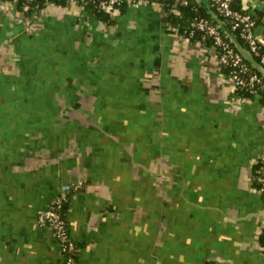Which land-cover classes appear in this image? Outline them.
<instances>
[{"label":"crops","instance_id":"1","mask_svg":"<svg viewBox=\"0 0 264 264\" xmlns=\"http://www.w3.org/2000/svg\"><path fill=\"white\" fill-rule=\"evenodd\" d=\"M17 9L0 7V264H63L38 213L79 180L65 210L79 264H264V107L236 97L214 48L158 5L112 22Z\"/></svg>","mask_w":264,"mask_h":264},{"label":"built area","instance_id":"2","mask_svg":"<svg viewBox=\"0 0 264 264\" xmlns=\"http://www.w3.org/2000/svg\"><path fill=\"white\" fill-rule=\"evenodd\" d=\"M1 5L8 3L16 4L15 0H0ZM25 1L23 12L30 8V3L36 0ZM46 8L47 4H59L60 0H43ZM66 5L78 4V7L83 9L80 5V0H65ZM127 1L129 6L141 5H158L161 9L163 0H99V6L105 12L115 14L121 11L120 5ZM171 1V0H168ZM201 3L214 6L216 12L231 18V27L229 31H224V22L218 19L217 23H212L208 18L203 16L195 17L192 24L205 32L206 35L213 37L214 47H219V60L221 64L230 66L227 73L234 84V92L236 90H243L249 92L254 98L261 101L264 107V53L260 50L264 44V37H260L256 33L259 22L254 17L251 11H242L235 8V0H198ZM177 2L187 5L189 0H177ZM60 5V4H59ZM77 6V5H76ZM213 10V8H211ZM175 12H178L176 6L173 7ZM211 10V11H212ZM40 11V12H41ZM40 12H34L30 15L31 20L38 19ZM214 16L216 17V13ZM224 33L227 37H224ZM240 35L247 43L242 46L237 40ZM254 55L260 56L259 62L249 63L248 59H253ZM238 98H248L241 93L236 94ZM260 165L256 170V175H253L252 182L256 189L264 195V156L258 159ZM83 185V180L77 183H65L58 195L52 200L50 205L46 208L40 209L38 213V221L40 224L49 227L60 241V248L64 255L63 264H79L78 263V246L71 235L69 222L66 219L63 208L64 203L69 197L72 190H76ZM263 248V247H262ZM264 251V249H263Z\"/></svg>","mask_w":264,"mask_h":264},{"label":"trees","instance_id":"3","mask_svg":"<svg viewBox=\"0 0 264 264\" xmlns=\"http://www.w3.org/2000/svg\"><path fill=\"white\" fill-rule=\"evenodd\" d=\"M16 5L20 9H23L25 1L23 0H15ZM164 3L161 6V10L164 15V19L172 32H177L184 36L185 38L189 39V41H201L206 47H213L214 50L219 54V47H214V39L211 36H208L205 34V32L201 29H198L192 24V21L195 19V17H206L208 18L212 23H217L218 19H222L224 22V31H229L231 27V18L228 16H225L223 14H220L215 11L214 6H211L213 10L210 8L209 4L201 3L198 0H189V3L187 5L181 4L177 2V0H163ZM80 5L83 7L84 10L90 12L94 16H96L100 21L102 22H112L113 21V14H110L108 12H105L101 7L99 6V0H80ZM0 1V5H1ZM60 5H66L65 0L59 1ZM45 6V1L43 0H36L34 2L30 3V8L26 10L27 13L32 14L34 12H40L41 9ZM176 6L179 10L178 12H175L173 10V7ZM234 6L237 9H240L242 11H251L256 18V20L259 22L260 17L264 15V7L255 8L254 11L249 10L244 3L243 0H235ZM121 9H125L126 7H129V4L127 1H124L120 5ZM212 10V11H211ZM216 13V17L214 16V13ZM224 37H227V34L224 33ZM237 40L242 46H246V42L244 39L238 35ZM264 53V44L261 46L260 49ZM260 56L254 55L253 59H248L247 62L253 63V62H259ZM223 70L228 73L230 70V66L221 64ZM235 94L241 93L243 96H246L248 98H254L252 94L249 92H243V90H236L234 92ZM260 165V161H256L255 167H254V175H256V170L258 166ZM69 198V197H68ZM68 201V199H67ZM67 201L64 203V214L65 210L67 208ZM261 245L264 249V230L261 233L260 236ZM76 245L78 246L77 242ZM206 264H217L213 260H208Z\"/></svg>","mask_w":264,"mask_h":264},{"label":"rangeland","instance_id":"4","mask_svg":"<svg viewBox=\"0 0 264 264\" xmlns=\"http://www.w3.org/2000/svg\"><path fill=\"white\" fill-rule=\"evenodd\" d=\"M51 5H52V4H47V5H46V7H47L48 10L51 9ZM74 5H77V6H78V4H76V3H75ZM1 6L3 7V5H0V7H1ZM17 11H18L17 13L20 14V16H21V14H22V13H20L21 10H20V9H17ZM21 12H22V11H21Z\"/></svg>","mask_w":264,"mask_h":264}]
</instances>
